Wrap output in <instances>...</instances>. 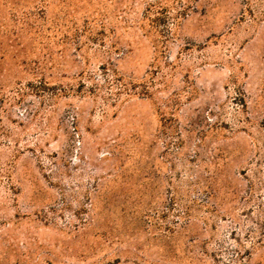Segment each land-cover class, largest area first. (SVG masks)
Wrapping results in <instances>:
<instances>
[{"label": "rangeland", "instance_id": "374dc122", "mask_svg": "<svg viewBox=\"0 0 264 264\" xmlns=\"http://www.w3.org/2000/svg\"><path fill=\"white\" fill-rule=\"evenodd\" d=\"M0 264H264V0H0Z\"/></svg>", "mask_w": 264, "mask_h": 264}]
</instances>
